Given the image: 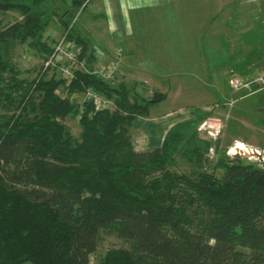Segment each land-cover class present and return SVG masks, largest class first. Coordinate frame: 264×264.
I'll return each mask as SVG.
<instances>
[{"label": "trees", "instance_id": "trees-1", "mask_svg": "<svg viewBox=\"0 0 264 264\" xmlns=\"http://www.w3.org/2000/svg\"><path fill=\"white\" fill-rule=\"evenodd\" d=\"M86 1L60 12L54 0H0V14L20 15L0 21V264H96L91 255L107 229L129 246L108 249L98 264H264V164L224 156L221 175L194 168L205 155L196 128L136 150L130 129L166 94L113 85L91 65L66 79L48 77L45 63L25 71L15 61L19 45L48 59L45 32L58 17L80 58L94 62L74 27ZM90 88L115 107L73 101ZM179 159L190 171H179Z\"/></svg>", "mask_w": 264, "mask_h": 264}, {"label": "crops", "instance_id": "crops-1", "mask_svg": "<svg viewBox=\"0 0 264 264\" xmlns=\"http://www.w3.org/2000/svg\"><path fill=\"white\" fill-rule=\"evenodd\" d=\"M82 8L89 13L87 20L79 23V16L74 27L89 53L104 63L116 61L118 78H131L139 91L149 84L155 87L152 93L166 94L148 116L140 117L159 134L190 119L179 107L169 111L180 116L166 120L171 113L162 108L172 97L210 98L201 103V113L208 116L205 106L220 92L216 82L229 83L233 72L251 77L264 69V0H87ZM246 31L258 34L241 44L239 35ZM193 116L195 112L192 124L197 126L200 115ZM142 133V140L157 146L169 134L153 142L152 133Z\"/></svg>", "mask_w": 264, "mask_h": 264}, {"label": "rangeland", "instance_id": "rangeland-1", "mask_svg": "<svg viewBox=\"0 0 264 264\" xmlns=\"http://www.w3.org/2000/svg\"><path fill=\"white\" fill-rule=\"evenodd\" d=\"M64 1L65 2L61 0H54L52 5L54 8H57V10L61 12L65 10V8L67 7V1L66 0ZM88 14L89 13L83 11L82 8L78 13L77 19L80 16L78 22L81 23L85 17L87 20ZM18 18H20V15L17 12H8L6 14H0V21L4 25H9L15 22ZM66 28L67 27L64 26L62 22H60L58 17H53L51 23L49 24L45 32V36L48 37L47 40L52 47H54L57 40H59L63 35H65V33L67 32ZM257 34L258 32L253 33V31L252 32L246 31L243 34L239 35L240 36L239 42H241L242 44L245 40L251 41V39L256 37ZM13 56L15 61H17L20 67L25 71L31 70L33 68L40 69L42 64L44 65V63H46V61L40 58L35 53L34 50L30 49L28 46L25 45H19L16 48V50H14ZM94 56H95L94 58L97 59L96 55ZM87 59H88L87 56L86 57L84 56L80 58V61L85 60L86 62H88ZM98 60H95L94 62L90 63L93 69H94V65ZM111 62L112 61H110L109 63ZM55 68L56 67L46 69L48 71V77L52 76L53 74H56L58 78L63 77L60 70ZM79 68H81V66ZM85 72H90V69ZM236 74L238 73L236 72ZM131 80H132L131 78H129L128 80L126 79V77L125 80L122 78L119 79L117 76V79H115L112 84L118 85L120 83H125L135 93L139 90V88H141V86L139 84L133 85V81ZM189 83L195 84L196 82H189ZM202 83L205 84L207 82H202ZM216 84L219 85V91H220L218 93V98L217 97H214L213 99L211 98L212 102L205 106L207 107L206 110H209V112L211 111V114L209 115H212L214 120L216 121L218 120L219 125L221 123V133L215 139H213V137H210V139L208 140L207 136L204 135L205 133L207 134L206 132L207 130H202L200 132V128H199V125L202 124L203 121H205L209 116V115L205 116L203 113H201L202 110L201 106H204L201 105V103H204V101H207L210 98H199L196 96H193L191 98V96L190 97L186 96V98L182 99V101L180 100L178 101L174 99V97H172L170 102H167V105H165V107L162 108V111L164 113H168V112L171 113V111L169 110L178 109L179 107H185L182 110L185 114L184 116L190 119L188 121L178 123L177 126L178 125L181 126V124H183L181 127L182 129L191 128L192 131L196 128V130L193 131L194 138L195 140L198 141V143L202 148L204 147L203 150L205 152V155L202 154L200 156L198 160V165H196L194 168H198V170L204 172H215L216 174L221 175L223 174L224 169L218 167L217 164H218V160L224 156L230 159H233L235 157H240L246 163H255L258 165H263L264 156L261 157L257 154H252L251 149L261 150L262 153L264 151V111L262 110L264 109V90L250 94L245 91H234L231 89L230 84L226 81V79H224V81L216 82ZM153 88L155 87L149 84L147 86L146 84V87L145 88L143 87L144 91L142 92V94L147 96L148 98L151 97L153 93L150 90H152ZM214 92L216 94V92L218 91L214 89ZM72 99L75 103H78L81 102L83 99H85V95L84 93H79L74 95ZM194 112L196 113V116L200 115V119L201 117L203 118L201 120L199 119V123L197 122L198 123L197 126L192 124L193 122L192 113ZM178 116L180 115L171 113L167 115L166 120L170 121L171 119L177 118ZM196 116H193V118H195ZM65 123L70 126L74 135L78 136L80 134L81 126L79 124L78 117L75 116L67 117L65 119ZM213 124L216 125V122L214 121ZM154 128L156 127H154L151 123H149L147 119H141L140 117L136 119L133 127L130 129V132H131V136L135 137L134 138L136 143L135 147H137V150H146L149 148L157 147V145H155L154 143L150 144L147 139L142 140L141 136H143L142 133L143 131L146 133L150 132L153 134V136H155V141L153 142H156L158 140L161 141L162 135L165 137L169 133V131L167 132V130H164L159 134V131L154 130ZM174 129H176V127H173L172 130ZM237 143H242L247 148L248 152H243V151L242 153L236 152V150L234 149ZM205 146H208V148L206 149ZM210 152L214 153V155L213 156L210 155ZM178 168L179 171L182 170L190 171L191 167H189L186 162L179 159ZM128 246H129V242L125 240L123 237H121L116 230L107 229L101 231L100 234H98V248L94 253H92L91 260L94 263L98 264L99 258H101L108 249L128 247Z\"/></svg>", "mask_w": 264, "mask_h": 264}, {"label": "built area", "instance_id": "built-area-1", "mask_svg": "<svg viewBox=\"0 0 264 264\" xmlns=\"http://www.w3.org/2000/svg\"><path fill=\"white\" fill-rule=\"evenodd\" d=\"M81 52L82 47L76 42L69 40L65 34L55 43L51 55L46 60L45 67H57L64 78H72L74 76L75 69H81L82 67L83 71H88L90 69V64H88V62H86L85 60L80 61ZM96 60H98V58ZM79 65L81 66V68H79ZM93 72L103 80L113 83L114 80L117 79L119 66L116 61H112L111 63H104L101 59H99L94 65ZM229 84L231 89L234 91H245L247 93H256L259 91H263L264 70L253 77H243L239 74L233 73L230 77ZM84 95L85 99L93 101L97 110L113 109L115 107L114 100L107 98L102 93L93 88L85 91ZM214 121L216 122V125L213 124ZM199 128L200 132L202 130H207V134L205 133L204 135L207 136L208 140L210 139V137H213V139L217 138L221 133V123L219 125V121L214 120L212 115H209L207 119L199 125ZM239 153L242 152L239 150ZM251 153L257 154L261 157L264 156V151L262 153L261 150L258 149H251ZM210 155L213 156L214 153L210 152Z\"/></svg>", "mask_w": 264, "mask_h": 264}, {"label": "bare ground", "instance_id": "bare-ground-1", "mask_svg": "<svg viewBox=\"0 0 264 264\" xmlns=\"http://www.w3.org/2000/svg\"><path fill=\"white\" fill-rule=\"evenodd\" d=\"M236 152H239V150L242 152H248L247 148L242 144V143H237V145L235 146Z\"/></svg>", "mask_w": 264, "mask_h": 264}, {"label": "water", "instance_id": "water-1", "mask_svg": "<svg viewBox=\"0 0 264 264\" xmlns=\"http://www.w3.org/2000/svg\"><path fill=\"white\" fill-rule=\"evenodd\" d=\"M264 111V109H262Z\"/></svg>", "mask_w": 264, "mask_h": 264}]
</instances>
